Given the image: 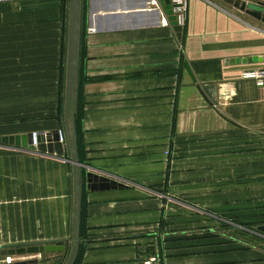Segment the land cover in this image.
Segmentation results:
<instances>
[{"label":"crops","instance_id":"0c3cea01","mask_svg":"<svg viewBox=\"0 0 264 264\" xmlns=\"http://www.w3.org/2000/svg\"><path fill=\"white\" fill-rule=\"evenodd\" d=\"M68 8L0 1V137L64 129ZM263 56L264 24L219 0H188L179 34L158 0H81L78 157L127 188L82 186L75 264H264L223 236L264 226V85L241 78L264 62L228 63ZM72 218L67 145H0V252L66 240L11 264H67Z\"/></svg>","mask_w":264,"mask_h":264},{"label":"water","instance_id":"95a60500","mask_svg":"<svg viewBox=\"0 0 264 264\" xmlns=\"http://www.w3.org/2000/svg\"><path fill=\"white\" fill-rule=\"evenodd\" d=\"M225 4L233 6L238 11L264 24V2L259 0H220ZM161 9L168 17L174 30L179 34L181 28L176 25L169 0H158ZM80 7L81 0H69L68 31L66 48V70H65V96L63 108L64 129L49 133L21 134L1 136L0 145L21 148L30 151L62 155L65 144L68 147L70 163L72 166L73 186V227L70 243V255L67 264H75L80 247V218H81V193L82 186L91 192L125 189L127 185L119 180L112 179L92 171H84V166L79 162L77 135L75 124V103L78 74V47L80 34ZM264 62L263 57H247L228 60L229 64H251ZM227 63V62H225ZM185 68L186 65H185ZM60 132L63 142L60 141ZM257 230L264 234V226ZM66 240L36 242L22 245L2 246L0 255L21 256L26 254L54 253L64 251ZM30 261H21L14 264H30Z\"/></svg>","mask_w":264,"mask_h":264},{"label":"built area","instance_id":"2783aa9c","mask_svg":"<svg viewBox=\"0 0 264 264\" xmlns=\"http://www.w3.org/2000/svg\"><path fill=\"white\" fill-rule=\"evenodd\" d=\"M0 1H13V0H0ZM172 10V16L174 17V21L176 25L181 29L184 28L186 19H187V4L188 0H169ZM241 78L243 80H252L255 82L257 86L264 85V67L254 68L244 71L241 74ZM60 141L63 142V138L60 132ZM155 258H151L150 262H153ZM13 262V258L11 256L2 257L3 264H11Z\"/></svg>","mask_w":264,"mask_h":264},{"label":"rangeland","instance_id":"374dc122","mask_svg":"<svg viewBox=\"0 0 264 264\" xmlns=\"http://www.w3.org/2000/svg\"><path fill=\"white\" fill-rule=\"evenodd\" d=\"M220 3L223 6H225L226 8H229L230 10H233L234 12H236L237 14H239L241 16H242V14H244V13L238 11L237 9H235L231 5L225 4L222 1H220ZM60 113H61V110H60V106H59V114ZM169 208L170 209H167L168 210L167 214H170L169 217L171 218V207H169ZM216 232L218 233L219 231L217 230ZM223 232H225V233H223L224 240H226V238H230V240H234L236 242L237 241L239 242V246H240V256H247L248 255L247 252L251 248L258 249L257 251H262V249H264L263 243L261 241H259L258 238H257V240H254L255 243L249 242L248 236L249 235L251 236V234H253V232H255L258 235V237H264V234L261 233V232H259L257 229L254 230V229H243V228H239L238 232H237V230H234V233L233 234L231 233V230H229L227 232L226 231H223ZM259 244H261V245H259Z\"/></svg>","mask_w":264,"mask_h":264},{"label":"trees","instance_id":"16d2710c","mask_svg":"<svg viewBox=\"0 0 264 264\" xmlns=\"http://www.w3.org/2000/svg\"><path fill=\"white\" fill-rule=\"evenodd\" d=\"M75 124H76V135H77V131H78V126H77V119H76V115H75ZM77 148H78V139H77ZM79 158V157H78ZM80 162V161H79ZM80 248V247H79Z\"/></svg>","mask_w":264,"mask_h":264}]
</instances>
